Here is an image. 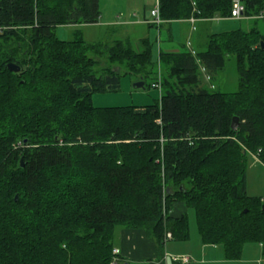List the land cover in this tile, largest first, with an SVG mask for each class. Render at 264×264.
I'll list each match as a JSON object with an SVG mask.
<instances>
[{
    "label": "trees",
    "instance_id": "1",
    "mask_svg": "<svg viewBox=\"0 0 264 264\" xmlns=\"http://www.w3.org/2000/svg\"><path fill=\"white\" fill-rule=\"evenodd\" d=\"M157 1V28L230 18L232 8ZM241 2L243 18L264 19V0ZM99 17L98 0H0V264H118L122 229L142 231L161 259L169 240L189 237L175 202L194 210L201 242L226 259L246 243L264 255V198L246 190L248 157L264 165V33L240 28L210 33L201 52L160 50L168 68L157 101L97 107L92 96L117 91L121 75L145 86L156 72L147 38L136 51L127 39L56 34ZM229 55L237 90L224 92L210 81Z\"/></svg>",
    "mask_w": 264,
    "mask_h": 264
},
{
    "label": "rangeland",
    "instance_id": "2",
    "mask_svg": "<svg viewBox=\"0 0 264 264\" xmlns=\"http://www.w3.org/2000/svg\"><path fill=\"white\" fill-rule=\"evenodd\" d=\"M129 2L128 6L133 8H139V3L143 1L137 0H99V7L101 13L105 16H114L113 13H117L119 19L118 23L125 20H137V16L133 15L132 9H128L127 7H121L120 2ZM147 11L150 12L152 10L153 3H145ZM143 6V5H142ZM123 11L125 16L119 15V12ZM146 11V12H147ZM140 18L143 20L144 14L140 13ZM151 24V21H148ZM165 26H161L159 29L161 31V37L157 38V27L151 26L147 27L150 32L149 42L151 44L152 50V59L154 61L155 70L154 74H150L145 79L144 88H138L134 86L137 80L134 76L126 74L120 76V87L117 91H107L102 93H96L92 96V103L97 107H111V106H144L152 104L157 101L160 97V93L164 92L165 87L162 89L152 88L150 85L151 82H155L157 78H164L167 76V65L163 62L158 63V54L159 50L161 51H189L193 50L194 52H201L205 50L208 36L210 33H222V32H230L237 29L249 30L252 27L258 29L261 33H264V19L256 18V19H247V18H213L210 21H196L193 25L194 28L191 30L187 29L185 25H181L179 22H173L172 24V39L168 38V35L165 30ZM167 27V26H166ZM101 29V30H100ZM75 30H79V34L82 35L87 42H94L97 40H105L110 41L112 37H116L115 34H119L116 30L117 27H112V29H108L106 33L102 28H69L67 26H58L56 27V34L61 40H70L74 38ZM134 30V29H133ZM128 31H130L128 29ZM130 42L136 51H140L142 49L141 44L139 42L140 36L144 34V29L136 28L134 31H130ZM133 32V33H132ZM115 35V36H114ZM121 36V35H120ZM160 74V76H159ZM202 76V74L200 75ZM237 80L238 74L236 71V58L234 55H229L227 57L225 66L223 69L218 70L214 75L213 79L210 81L213 84V88L216 90L224 91V92H233L237 90ZM203 85H207L208 83L202 81ZM247 174V180L249 181L250 188L257 192L261 190L262 192L259 195L264 198V175L258 177L257 174L251 173ZM249 194V193H248ZM187 220H188V228H189V237L187 240L176 241L169 240L165 247V253L167 256V260L169 264L174 262V259L178 257H182L185 255H181L180 253L185 250V248L193 247V243L195 241H201L200 236L197 231L196 219L194 210L189 208L186 212ZM172 247L176 248V251L172 250ZM118 264H125V262H120ZM143 264H146L144 262Z\"/></svg>",
    "mask_w": 264,
    "mask_h": 264
},
{
    "label": "crops",
    "instance_id": "3",
    "mask_svg": "<svg viewBox=\"0 0 264 264\" xmlns=\"http://www.w3.org/2000/svg\"><path fill=\"white\" fill-rule=\"evenodd\" d=\"M137 1H145V3H153L152 9L155 7L157 0H137ZM99 2V0H98ZM139 3V8H133L128 6L129 2H120L121 7H127L128 9H132L133 15L137 16V20H128V21H121L118 23L117 20L119 19L117 13H113L114 16H104L100 11V17L97 23L89 24V25H77V26H67L69 28H102L104 32L112 27H117V32L119 34H115L116 37L112 38H120V39H130V31L136 30V28H143L144 34L140 36L139 42L141 39L147 38L149 40L150 32L147 27L154 26L150 24L148 21L150 20V13L147 11L145 4ZM143 5V6H142ZM100 10V7H99ZM147 11V12H146ZM151 11V9H150ZM140 13L144 14L143 20L140 18ZM119 15L125 16L123 11L119 12ZM179 22L181 25H185L187 29L191 30L194 28L192 24L193 21L191 20H179L173 21ZM173 22L164 23L166 33L168 38L172 39V24ZM147 26V27H146ZM157 27V26H156ZM128 29L130 31H128ZM134 29V30H133ZM101 30V29H100ZM133 33V32H132ZM114 35V36H115ZM121 35V36H120ZM161 37V31L157 29V38ZM160 51V50H159ZM166 53H172L173 51H164ZM251 175V173H255L258 177L264 175V165L260 162L257 156L250 155L247 160V172ZM246 190L247 194L250 196H256L262 198L263 196L259 195L262 191H256L250 188L249 181L247 180L246 174ZM188 208L186 207L184 202H175L173 204V209L171 211V215L173 217H179L183 213H186ZM167 245V243H166ZM166 247V246H165ZM116 249H118L119 253V263L125 262V264H169L167 260L166 253L163 258L157 259L156 258V248L152 241L148 240L145 234L139 230H132V229H122L120 230L119 241L116 245ZM173 251H176L175 247H172ZM181 255H185L188 257V263L186 264H264V255L262 252L261 245L258 243H246L243 245L240 257L237 259H226L224 257L223 248L221 245H206L203 244L201 241H195L193 243V247L185 248L181 253ZM172 264H181L179 261L174 260Z\"/></svg>",
    "mask_w": 264,
    "mask_h": 264
},
{
    "label": "built area",
    "instance_id": "4",
    "mask_svg": "<svg viewBox=\"0 0 264 264\" xmlns=\"http://www.w3.org/2000/svg\"><path fill=\"white\" fill-rule=\"evenodd\" d=\"M242 17H245V15H244V6L241 0H232L230 18L238 19ZM150 21H151V24L155 26H159L163 22L162 18L160 17V13H159L158 1L156 2L155 7L150 11ZM189 51L193 52L192 50H189ZM200 70L202 71V73H204L203 68H200ZM204 77L206 80H208V76H206V74H204ZM151 87L160 89V85L158 82H154L151 85ZM112 254L113 256H116L118 254V249H113ZM174 260L179 261L181 264H186L188 263L189 259L187 256H182ZM110 264H116V258H113Z\"/></svg>",
    "mask_w": 264,
    "mask_h": 264
},
{
    "label": "water",
    "instance_id": "5",
    "mask_svg": "<svg viewBox=\"0 0 264 264\" xmlns=\"http://www.w3.org/2000/svg\"><path fill=\"white\" fill-rule=\"evenodd\" d=\"M150 13H147V15H149ZM262 44V47H263V43H261ZM7 68H8V70L9 71H12V72H14V73H17V72H19L20 71V67L18 66V65H16V64H14V63H8L7 64ZM134 86L135 87H138V88H144V83H143V81H137L136 83H134ZM237 122H238V119L235 117L234 119H232V122H231V128L233 129V130H235L236 129V127H237ZM21 166H22V164H21ZM17 199V197H15V200Z\"/></svg>",
    "mask_w": 264,
    "mask_h": 264
}]
</instances>
